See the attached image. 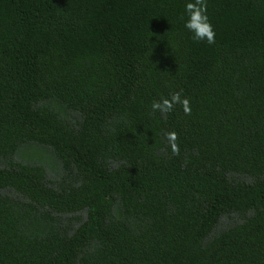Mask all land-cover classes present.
<instances>
[{"label": "trees", "instance_id": "obj_1", "mask_svg": "<svg viewBox=\"0 0 264 264\" xmlns=\"http://www.w3.org/2000/svg\"><path fill=\"white\" fill-rule=\"evenodd\" d=\"M188 2L0 0V264H264V0Z\"/></svg>", "mask_w": 264, "mask_h": 264}, {"label": "clouds", "instance_id": "obj_2", "mask_svg": "<svg viewBox=\"0 0 264 264\" xmlns=\"http://www.w3.org/2000/svg\"><path fill=\"white\" fill-rule=\"evenodd\" d=\"M206 12V0H194V2L186 3L185 13L188 16V19L184 26L187 30L193 33L194 41H206L209 45H211L215 43L216 34ZM177 103L181 104L186 115L191 114L190 101L186 97L181 99L180 92L172 93L170 99L164 98L160 102L154 101L151 107L153 111H160L166 115L173 110L174 105ZM165 135L172 150V154L179 155L180 149L179 145L176 143L178 140V134L175 131H170Z\"/></svg>", "mask_w": 264, "mask_h": 264}]
</instances>
